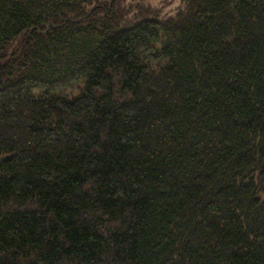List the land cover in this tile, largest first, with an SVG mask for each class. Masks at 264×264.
<instances>
[{
    "label": "trees",
    "instance_id": "trees-1",
    "mask_svg": "<svg viewBox=\"0 0 264 264\" xmlns=\"http://www.w3.org/2000/svg\"><path fill=\"white\" fill-rule=\"evenodd\" d=\"M0 264H264V0H0Z\"/></svg>",
    "mask_w": 264,
    "mask_h": 264
},
{
    "label": "rangeland",
    "instance_id": "rangeland-1",
    "mask_svg": "<svg viewBox=\"0 0 264 264\" xmlns=\"http://www.w3.org/2000/svg\"><path fill=\"white\" fill-rule=\"evenodd\" d=\"M154 5H159L164 7L166 12H173L176 7L182 2V0H150ZM84 83L76 82L69 85L65 90H62L61 93L65 94L69 98L77 96L80 91L83 89Z\"/></svg>",
    "mask_w": 264,
    "mask_h": 264
}]
</instances>
